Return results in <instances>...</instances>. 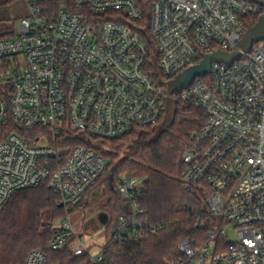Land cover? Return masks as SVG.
Wrapping results in <instances>:
<instances>
[{"label":"built area","instance_id":"obj_1","mask_svg":"<svg viewBox=\"0 0 264 264\" xmlns=\"http://www.w3.org/2000/svg\"><path fill=\"white\" fill-rule=\"evenodd\" d=\"M23 1L27 15L8 33L12 37L0 39V211L16 191L46 184L65 211L50 248L75 237L73 253L100 263L102 246L91 252L69 210L106 173L107 163L84 144H67V132L87 142L155 127L166 112L167 83L204 55L236 52L230 66L212 63L170 95L206 114L183 142L180 184L200 192L208 219L219 216L223 225L200 247L180 242L181 257L165 264H264V42L249 52L240 46L248 22L264 14V0ZM143 15L158 55L156 80L145 42L124 24ZM142 188L129 175L116 181L132 212L119 218L111 238L158 234L160 226L138 219ZM108 224L109 218L104 232ZM227 226L235 231L233 241L225 240ZM24 264H46L45 255L32 251Z\"/></svg>","mask_w":264,"mask_h":264},{"label":"trees","instance_id":"obj_2","mask_svg":"<svg viewBox=\"0 0 264 264\" xmlns=\"http://www.w3.org/2000/svg\"><path fill=\"white\" fill-rule=\"evenodd\" d=\"M258 17L250 20L248 27L254 26ZM124 24L145 42L149 74L156 80L158 55L150 36L148 15H143L136 23ZM10 37L12 34L0 35V39ZM176 104L173 123L158 139L154 137L163 120L155 127L134 129L113 140L89 139L84 142L80 136L67 132V144H84L107 163L106 173L69 210L73 214L76 210L88 209L96 205L101 196L106 197L102 211L109 216V224L105 229L102 261L98 264H165L181 257L177 248L180 242L188 241L191 247L197 248L208 240L212 228L207 225L205 198L196 190H183L180 184L184 171L181 161L183 142L203 126L206 114L179 101ZM107 144L114 152L102 151L100 147ZM123 149L125 152L120 157L119 152ZM124 174L142 181L143 188L136 200L142 211L138 219L145 225L160 226L156 236L141 240L111 238L119 218L132 212L131 205L115 190L116 181ZM109 175L113 177L112 187L108 183ZM57 200L58 195L46 184L16 191L11 196L0 211V264H24L32 251L42 252L46 264H93L87 253H73L71 245L75 237H70L59 250L50 248L56 231L53 225L65 217ZM89 227L96 228L95 221L85 224V228Z\"/></svg>","mask_w":264,"mask_h":264},{"label":"rangeland","instance_id":"obj_3","mask_svg":"<svg viewBox=\"0 0 264 264\" xmlns=\"http://www.w3.org/2000/svg\"><path fill=\"white\" fill-rule=\"evenodd\" d=\"M20 1L21 0H0V35L9 33L12 30L16 31V27L19 19L18 17L20 15L19 12L20 9L10 11L9 8ZM100 148L104 152L105 151H108L109 153L114 152L113 149H111V146L108 144L101 146ZM124 152L125 150L123 149L121 152H119V156L123 157ZM105 201H106V197L101 196L98 199L96 205H94L93 207H90L85 210L79 209L76 210L73 214H71V222L74 227V231L77 233V236L83 237V240L90 247V250L93 254L99 253L100 248L101 246H103L105 241V234H104L105 232L103 231L102 225H100L97 219L98 215L100 213H103L102 206L104 205ZM90 221H95L96 228H92V227L85 228V224L89 223ZM59 222L60 221L58 222L56 221L53 227L57 226ZM207 225L215 230L217 227L222 226L223 222L221 217L213 216L211 219L207 220ZM225 232H226L225 234L226 241H233L235 239V231L231 226L225 227ZM90 236L94 238V242L91 241ZM74 243L75 241L72 243L71 249L72 246L75 245ZM212 250L213 248L211 247L209 251L211 252Z\"/></svg>","mask_w":264,"mask_h":264},{"label":"water","instance_id":"obj_4","mask_svg":"<svg viewBox=\"0 0 264 264\" xmlns=\"http://www.w3.org/2000/svg\"><path fill=\"white\" fill-rule=\"evenodd\" d=\"M264 7V5H263ZM258 42H264V14L258 17L257 22L254 26L249 27L241 39V49L244 52H249L253 44ZM238 53H225L221 51H216L208 55H204L200 64L193 66L182 74H180L176 79L166 84L168 97L165 98L166 112L162 123L157 129V134L155 139H157L166 129L173 123L176 114V101L170 97L173 92H177L183 88L188 87L196 77H202L210 70V65L212 63H223L230 66L232 62L239 58ZM109 186L112 187L113 177L108 176ZM98 221L100 225H105L108 221V215L106 213H100L98 215Z\"/></svg>","mask_w":264,"mask_h":264},{"label":"crops","instance_id":"obj_5","mask_svg":"<svg viewBox=\"0 0 264 264\" xmlns=\"http://www.w3.org/2000/svg\"><path fill=\"white\" fill-rule=\"evenodd\" d=\"M17 9H20V10H19L20 15H19L18 18H21V17H24V16L27 15V7H26V5H25V3H24L23 0H21L20 2H18V3L15 4V5H12V6L9 8L10 11H14V10H17ZM16 29H17V27H16ZM12 31H14V30H12ZM14 32H15V31H14Z\"/></svg>","mask_w":264,"mask_h":264}]
</instances>
